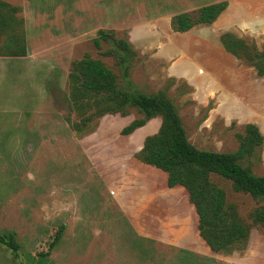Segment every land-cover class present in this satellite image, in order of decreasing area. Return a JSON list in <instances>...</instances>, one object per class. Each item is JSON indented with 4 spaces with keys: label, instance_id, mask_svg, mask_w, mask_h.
Listing matches in <instances>:
<instances>
[{
    "label": "rangeland",
    "instance_id": "obj_1",
    "mask_svg": "<svg viewBox=\"0 0 264 264\" xmlns=\"http://www.w3.org/2000/svg\"><path fill=\"white\" fill-rule=\"evenodd\" d=\"M1 1L19 8L14 17L22 19L27 51L0 56V230L13 231L19 243L16 251L0 244V264H264L263 228L210 251L196 237L184 193L174 198L163 173L134 160L158 118L129 135L121 129L142 116L135 108L106 114L81 134L67 121L76 119L67 99L72 60L87 54L120 77L113 57L101 53L110 45L97 49L92 41L105 29L137 52L131 84L119 78L121 84L165 90L195 147L232 151L234 132L246 123L264 137V76L219 40L231 32L263 48L264 0H227L213 23L186 32L170 28L172 15L221 0ZM212 179L242 216L264 204Z\"/></svg>",
    "mask_w": 264,
    "mask_h": 264
},
{
    "label": "trees",
    "instance_id": "obj_2",
    "mask_svg": "<svg viewBox=\"0 0 264 264\" xmlns=\"http://www.w3.org/2000/svg\"><path fill=\"white\" fill-rule=\"evenodd\" d=\"M227 4V0H221L204 4L192 13L174 14L170 18V28L186 32L195 25L211 24ZM18 10L17 6L0 0V56L26 55L25 37L20 27L22 19L14 17ZM219 40L225 51L252 67L258 76H264V47L259 49L253 41L231 32L222 33ZM92 41L97 49L102 42L110 45L101 53L113 57L120 77L101 60L87 54L71 61L67 99L76 119L67 117V121L75 133L87 132L106 114L127 115L131 108L142 116L124 126L122 135H129L159 117L158 130L145 136L133 158L163 173L165 188L176 190L174 198H181L180 194L184 193L188 207L197 218V239L210 251L221 252L237 241L246 240L252 229H264V204L242 216L237 204L228 200L225 188L212 179L214 175L228 182L233 192L264 201V175L254 172L263 144V134L257 125L246 123L234 132L237 147L232 151L195 147L188 140L178 109L165 90L148 94L137 89L128 90L119 81L120 78L131 84L130 73L137 57L132 44L125 37L105 29H98ZM62 228L60 226L54 240L59 238ZM0 244L13 251L19 248L16 235L10 230H0ZM180 251L184 255L193 254L189 250Z\"/></svg>",
    "mask_w": 264,
    "mask_h": 264
},
{
    "label": "water",
    "instance_id": "obj_3",
    "mask_svg": "<svg viewBox=\"0 0 264 264\" xmlns=\"http://www.w3.org/2000/svg\"><path fill=\"white\" fill-rule=\"evenodd\" d=\"M263 144H264V137H263ZM263 156H264V150H263Z\"/></svg>",
    "mask_w": 264,
    "mask_h": 264
},
{
    "label": "crops",
    "instance_id": "obj_4",
    "mask_svg": "<svg viewBox=\"0 0 264 264\" xmlns=\"http://www.w3.org/2000/svg\"><path fill=\"white\" fill-rule=\"evenodd\" d=\"M156 118H158V119L160 120V118H159V117H156Z\"/></svg>",
    "mask_w": 264,
    "mask_h": 264
}]
</instances>
